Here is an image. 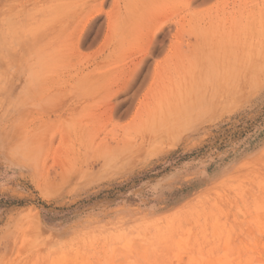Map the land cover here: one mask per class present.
I'll return each instance as SVG.
<instances>
[{
  "label": "rangeland",
  "instance_id": "obj_1",
  "mask_svg": "<svg viewBox=\"0 0 264 264\" xmlns=\"http://www.w3.org/2000/svg\"><path fill=\"white\" fill-rule=\"evenodd\" d=\"M0 264H264V0H0Z\"/></svg>",
  "mask_w": 264,
  "mask_h": 264
},
{
  "label": "bare ground",
  "instance_id": "obj_2",
  "mask_svg": "<svg viewBox=\"0 0 264 264\" xmlns=\"http://www.w3.org/2000/svg\"><path fill=\"white\" fill-rule=\"evenodd\" d=\"M147 59H148V56L144 57L142 60H140L138 63H137V67H136V75L139 73V70L141 69V67H143V65H145L147 63ZM134 74V77H136V75ZM139 75V74H138Z\"/></svg>",
  "mask_w": 264,
  "mask_h": 264
}]
</instances>
